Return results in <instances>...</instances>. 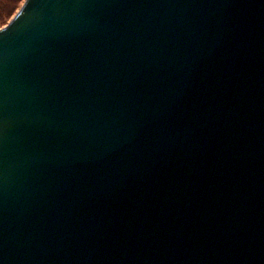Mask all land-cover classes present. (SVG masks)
<instances>
[{
  "label": "water",
  "instance_id": "95a60500",
  "mask_svg": "<svg viewBox=\"0 0 264 264\" xmlns=\"http://www.w3.org/2000/svg\"><path fill=\"white\" fill-rule=\"evenodd\" d=\"M0 264H264V0H25Z\"/></svg>",
  "mask_w": 264,
  "mask_h": 264
},
{
  "label": "trees",
  "instance_id": "16d2710c",
  "mask_svg": "<svg viewBox=\"0 0 264 264\" xmlns=\"http://www.w3.org/2000/svg\"><path fill=\"white\" fill-rule=\"evenodd\" d=\"M24 0H0V28L16 14Z\"/></svg>",
  "mask_w": 264,
  "mask_h": 264
},
{
  "label": "rangeland",
  "instance_id": "374dc122",
  "mask_svg": "<svg viewBox=\"0 0 264 264\" xmlns=\"http://www.w3.org/2000/svg\"><path fill=\"white\" fill-rule=\"evenodd\" d=\"M24 1H25V0H24ZM23 3H24V2H23ZM21 6H22V5H21ZM19 9H20V8H19ZM18 11H19V10H18ZM18 11H17V12H18ZM17 12H16V13H17ZM13 17H14V16H13ZM13 17H12V18H13ZM12 18H11V19H12ZM6 25H7V24H6ZM6 25H5V26H6Z\"/></svg>",
  "mask_w": 264,
  "mask_h": 264
}]
</instances>
